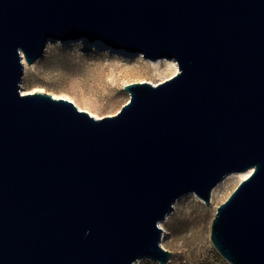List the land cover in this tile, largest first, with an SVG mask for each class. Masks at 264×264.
Listing matches in <instances>:
<instances>
[{
    "label": "water",
    "instance_id": "95a60500",
    "mask_svg": "<svg viewBox=\"0 0 264 264\" xmlns=\"http://www.w3.org/2000/svg\"><path fill=\"white\" fill-rule=\"evenodd\" d=\"M82 39L179 71L101 119L21 92L23 58ZM249 170L212 221L229 264H264V0H0V264H169L176 200Z\"/></svg>",
    "mask_w": 264,
    "mask_h": 264
},
{
    "label": "rangeland",
    "instance_id": "374dc122",
    "mask_svg": "<svg viewBox=\"0 0 264 264\" xmlns=\"http://www.w3.org/2000/svg\"><path fill=\"white\" fill-rule=\"evenodd\" d=\"M149 60L142 53L124 56L110 48L81 43V40L74 43L51 40L35 68L22 76L23 87L26 91L42 90L60 98H74L83 111L104 118L116 115L129 101L130 95L124 90L126 85L143 80L159 84L173 77L155 75ZM239 184L240 181H235L229 190L219 194V199L208 205L197 201L193 192L183 195L178 213L164 224L167 234L164 240L162 238V246L172 253L169 264H229L211 242V226L218 207ZM191 220L202 226L197 240L195 232L188 231ZM184 239L189 240L191 250L180 253ZM138 264L159 263L145 258Z\"/></svg>",
    "mask_w": 264,
    "mask_h": 264
},
{
    "label": "bare ground",
    "instance_id": "6f19581e",
    "mask_svg": "<svg viewBox=\"0 0 264 264\" xmlns=\"http://www.w3.org/2000/svg\"><path fill=\"white\" fill-rule=\"evenodd\" d=\"M81 43H85V44H88L86 40H81ZM49 44V42H48ZM48 44H47V47H46V50L45 52L47 51V48H48ZM94 46H96V48H104V49H107L105 48L100 42H96L94 44H92ZM118 54L120 55H124V56H127V55H130V54H126L124 51L120 50V51H117ZM39 60H37L35 63H33L32 65H28V63L26 62V60L23 58V63H24V72H23V76L26 74L27 70H33L36 66V64L38 63ZM163 62H166L165 63V68L162 69L163 67ZM149 66L151 67L153 73L161 78L164 77L165 74H168V75H171V76H174L178 73L179 71V64L177 62L176 59H171V61H168V59H157V60H149ZM23 80H24V77H22L21 79V82H20V86H21V92L26 95V94H29V93H33V92H43L42 90H34V91H26L24 90V87H23ZM141 82H148V81H141ZM154 85H157L158 83H154V82H150ZM56 98H60L56 95H54ZM68 100H70L71 102H73L75 105H77L79 107V109L82 110V107L79 106L78 102L76 99L74 98H67ZM90 112V111H89ZM91 115H93L95 118L97 119H101L98 115L96 114H93L92 112H90ZM252 174V170H249L247 172H235V173H231L229 175H227L226 177L223 178V180H221L216 186L215 188L213 189L212 191V195H211V202L214 203L217 199H219V194L222 192H225L227 190H229L233 183L235 181H244L246 180L250 175ZM194 196L195 198L197 199V201H199L200 203L202 204H206L205 201L200 198L196 193H194ZM183 198V195L178 198L176 200V202L174 203V209L173 211L167 216V218L160 223V226L161 228H163V240L167 234V231L165 230L164 228V224L166 222H169L170 220H172V218L174 217L175 214L178 213V205L180 204L181 200ZM207 205V204H206ZM188 231L189 232H195V239L197 240L200 236V233L202 231V226L196 222V221H193L191 220L189 223H188ZM163 240H162V245H163ZM188 243H189V240L187 239H184V241L182 242L181 244V247H180V253H184V252H189L191 249H190V246H188ZM164 246V245H163Z\"/></svg>",
    "mask_w": 264,
    "mask_h": 264
}]
</instances>
